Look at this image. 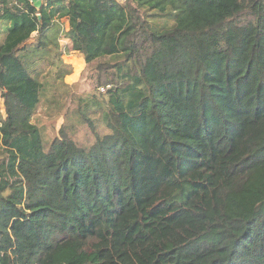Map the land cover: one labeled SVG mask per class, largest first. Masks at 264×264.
<instances>
[{
    "label": "trees",
    "instance_id": "obj_1",
    "mask_svg": "<svg viewBox=\"0 0 264 264\" xmlns=\"http://www.w3.org/2000/svg\"><path fill=\"white\" fill-rule=\"evenodd\" d=\"M46 1L0 0V264H264V0ZM72 51L95 138L47 145Z\"/></svg>",
    "mask_w": 264,
    "mask_h": 264
},
{
    "label": "rangeland",
    "instance_id": "obj_2",
    "mask_svg": "<svg viewBox=\"0 0 264 264\" xmlns=\"http://www.w3.org/2000/svg\"><path fill=\"white\" fill-rule=\"evenodd\" d=\"M149 20L159 26H163L165 21L163 17L149 18ZM172 22L173 20L169 19L168 25H171ZM1 38L0 41H2ZM72 61L73 66L65 63V66L58 68L53 75L47 76L50 81H56L57 87L52 86L44 91L39 108L33 118V121L40 127L47 145L56 137L72 138L81 144L90 143L95 138L94 130L87 121L82 119L81 112L84 107L83 100L94 97L101 98L98 93L96 74L91 68L92 65L84 66L78 59ZM50 67H40L43 71V74L40 75L41 80H44V72L48 74ZM56 95L58 96L57 100ZM0 114H4L1 92ZM99 115L102 116V113H97V116ZM93 123L99 124L96 118Z\"/></svg>",
    "mask_w": 264,
    "mask_h": 264
},
{
    "label": "crops",
    "instance_id": "obj_3",
    "mask_svg": "<svg viewBox=\"0 0 264 264\" xmlns=\"http://www.w3.org/2000/svg\"><path fill=\"white\" fill-rule=\"evenodd\" d=\"M31 3H33L35 6L40 8L42 5H44L47 1L46 0H29ZM63 31H68L70 28V20L68 17L61 19ZM12 25L11 21L1 19L0 18V38L4 37L5 33L7 32V29ZM1 38V39H2ZM63 45L67 43V41L64 39L62 40ZM64 62L69 64V66H73L74 59H78L80 61V64H83L84 66L87 64L85 57L82 53L77 51H72L71 53H65L63 55Z\"/></svg>",
    "mask_w": 264,
    "mask_h": 264
},
{
    "label": "built area",
    "instance_id": "obj_4",
    "mask_svg": "<svg viewBox=\"0 0 264 264\" xmlns=\"http://www.w3.org/2000/svg\"><path fill=\"white\" fill-rule=\"evenodd\" d=\"M118 1L124 2L125 0H118ZM108 86H110V85H108ZM105 89H106V86H99V88H98L99 91H105Z\"/></svg>",
    "mask_w": 264,
    "mask_h": 264
}]
</instances>
